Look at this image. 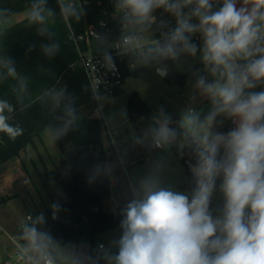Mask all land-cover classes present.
<instances>
[{
    "label": "clouds",
    "instance_id": "obj_1",
    "mask_svg": "<svg viewBox=\"0 0 264 264\" xmlns=\"http://www.w3.org/2000/svg\"><path fill=\"white\" fill-rule=\"evenodd\" d=\"M110 3L118 35L93 30L103 74L83 86L93 117L111 134L110 151L93 159L85 180L107 187L116 227L95 244L58 236L52 223L69 210L57 191L48 212L20 222L12 264H264V0ZM86 7L85 0H27L22 22L46 41L44 58L61 51L58 21L79 24ZM18 15L0 0V134L22 136L18 116L39 105L57 144L80 126V96L42 65L35 73L17 66L7 41ZM117 58L160 79L186 72V102L175 114L158 105L132 125L127 109L101 91ZM38 73L54 82L35 87ZM73 167L68 161L62 175Z\"/></svg>",
    "mask_w": 264,
    "mask_h": 264
},
{
    "label": "trees",
    "instance_id": "obj_2",
    "mask_svg": "<svg viewBox=\"0 0 264 264\" xmlns=\"http://www.w3.org/2000/svg\"><path fill=\"white\" fill-rule=\"evenodd\" d=\"M17 13L25 10L27 0H7ZM87 4L84 19L71 26L58 21L56 31L61 42V51L52 60H47L42 56L39 46L46 41L38 37L34 29L24 27L22 20L16 22V27L8 37V51L15 59L17 66L28 73H35L42 65L55 77H58L62 84L67 85L69 91H74L80 96V105L92 102L90 93L83 91V86L88 84V78L84 69L78 64L79 49L74 40L73 33L79 37L85 35L88 28L93 26L99 32L109 33L112 38L118 35V27L111 19L113 11L110 0H85ZM103 22V27L101 23ZM35 46L31 52L28 49ZM79 46L82 49L90 48L97 53L93 36L79 39ZM123 81L131 72V69L124 68ZM37 74L35 87L48 85L54 82L51 74ZM187 73L172 71L167 79L171 82L185 83L188 78ZM128 116L131 121L149 115L151 109L136 91L132 92L127 101ZM25 131L15 141H11L7 136L0 134V165L13 157H20L23 152H27L29 146H35L37 139L42 138L46 131L48 121L41 112L39 105H35L26 116H18ZM103 122L93 116H82L79 128L74 133L59 141L61 152V162L65 165L71 161L74 165L72 172L67 176L62 175L59 168H36L42 186L46 191V197L42 194L41 188L36 189L44 202L46 212L47 205L56 199L52 191L53 183H58L66 194L62 200L64 206L69 210L62 214L61 219L52 223L55 234L62 236L66 240H80L95 244L98 235L116 227V220L105 208V198L108 195L107 187H89L85 180V169L93 159H104L106 151L103 141ZM184 162V161H183ZM24 163V162H23ZM26 170L29 168L24 163ZM187 174V167L185 165ZM15 194L0 193V205H5ZM47 197L49 201L47 202ZM41 211L38 207L35 212ZM6 259L0 264H6Z\"/></svg>",
    "mask_w": 264,
    "mask_h": 264
},
{
    "label": "rangeland",
    "instance_id": "obj_3",
    "mask_svg": "<svg viewBox=\"0 0 264 264\" xmlns=\"http://www.w3.org/2000/svg\"><path fill=\"white\" fill-rule=\"evenodd\" d=\"M23 12L24 11L18 13L19 15L16 17V22L23 19ZM173 71L178 72L175 69H173ZM131 72L132 73L125 77L116 93L114 95H110L116 98L117 107L123 106L128 112V97L134 91L140 94L147 106L151 109L149 115L141 117L145 119L150 117L158 105H163L167 110L175 114L177 110L186 102L189 92V77L185 83H177L171 82L167 78L160 79L153 71L147 69L135 71L131 70ZM94 108L95 104L92 102L89 107H84L82 112H88L90 113L89 116H93ZM107 110L108 108L106 107L105 111ZM141 118L137 119L136 121H131L129 118L128 119L132 125L139 126L141 123ZM106 133L108 136V130H106ZM37 143L39 147H36V150L31 147V152L39 163L38 167L30 165L31 163H29V158L24 155V159L28 161L27 163L30 165L33 182H30L29 184L21 182L16 192L17 195L12 197L5 205H0V227H2V229H0V262H3L7 257L8 261L12 263L10 260L13 248L11 237L17 233L18 226L20 222L26 218L27 213L35 212L37 207L40 210H42V208L45 209L42 198L34 188L35 186H39L41 188L42 194L46 197V191L42 186V182L38 176L36 168H58L56 162H58V160L61 161V152L59 146L49 139L46 131L43 133V139H37ZM139 157V161H137L138 165L143 163V156L140 155ZM39 158L46 160V166L45 164L42 165V163L39 162ZM179 162H181V166H185L183 160H180ZM52 191L54 193H57V191H62L64 193L63 189L56 182L52 185ZM46 200L48 202L49 198L47 197ZM110 232L111 231H107L99 234L98 239Z\"/></svg>",
    "mask_w": 264,
    "mask_h": 264
},
{
    "label": "crops",
    "instance_id": "obj_4",
    "mask_svg": "<svg viewBox=\"0 0 264 264\" xmlns=\"http://www.w3.org/2000/svg\"><path fill=\"white\" fill-rule=\"evenodd\" d=\"M91 103L92 102H90L89 104L81 106L80 113L82 116H89L90 113H88V112L84 113V112H82V109H84V107H89ZM128 118H129V116H128ZM110 136H111V134L109 132H108V136H107L106 130L104 129L103 130V141H104V147H105L106 155L110 151ZM41 139H43V134H42ZM41 139H39V140H41ZM31 147L36 150V147H39L37 141H36L35 146H29L27 152H23L20 157H13L12 159H10V160H8L5 163L0 165V193L14 194L17 192V189L19 188V185L21 184V182H25L26 184L33 182L32 172L30 170V165H33L34 167H38L39 163L36 160V158H34L32 152H31ZM24 155H26L29 158V163H31L30 165L27 163L28 161H26L24 159ZM139 156L140 155H137L134 157L136 162L139 161V158H140ZM23 162L26 163V166L29 168L30 173L26 170ZM39 162L42 163V165L45 164V166H46V160L45 159L39 158ZM179 164L181 165V162H179ZM56 165L59 169H61L63 171L64 164L60 160H58V162H56ZM184 172L186 174L185 168H184ZM34 188L36 189V186ZM36 191H37V189H36ZM55 196H56V193H55ZM107 197L105 198V208L109 211L108 205H107ZM65 198H66V194H64V199ZM42 210L46 212V209L42 208ZM112 230H108V231H112ZM105 232H107V231H105ZM100 234H102V233H100Z\"/></svg>",
    "mask_w": 264,
    "mask_h": 264
},
{
    "label": "built area",
    "instance_id": "obj_5",
    "mask_svg": "<svg viewBox=\"0 0 264 264\" xmlns=\"http://www.w3.org/2000/svg\"><path fill=\"white\" fill-rule=\"evenodd\" d=\"M93 30L97 31L95 27L91 26L88 28V31L86 32L85 35H80L79 37H77L73 33L74 40L76 41L79 49L78 64L84 69V72L88 80L93 79V77L97 74H103V69H98L95 62V57L97 53L93 52L90 48L82 49L79 46V39H84V38H88L89 36H92ZM116 65H117V72L115 74L107 73L104 77L107 83L105 86H102L101 88L102 92H106L109 95H114L117 89L122 84L123 76H124V71H123L124 68L130 69L126 58L125 59L117 58ZM0 229H2V227H0ZM6 264H12L10 261H8V258L6 259Z\"/></svg>",
    "mask_w": 264,
    "mask_h": 264
}]
</instances>
